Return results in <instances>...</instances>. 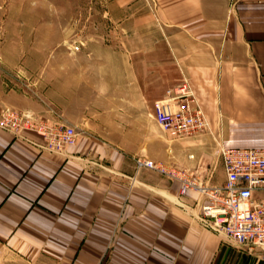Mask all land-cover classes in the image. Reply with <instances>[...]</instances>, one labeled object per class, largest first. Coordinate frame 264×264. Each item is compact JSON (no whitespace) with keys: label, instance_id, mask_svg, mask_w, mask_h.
Listing matches in <instances>:
<instances>
[{"label":"crops","instance_id":"1","mask_svg":"<svg viewBox=\"0 0 264 264\" xmlns=\"http://www.w3.org/2000/svg\"><path fill=\"white\" fill-rule=\"evenodd\" d=\"M151 3L139 19L157 43L143 54L128 42L54 45L39 77L37 63L24 70L0 45V116L10 108L77 132L50 152L36 132L0 126L1 264H264L263 250L202 225L197 191L181 194L177 179L136 167L148 158L216 185L219 141L264 148V0ZM183 79L208 129L173 138L153 101Z\"/></svg>","mask_w":264,"mask_h":264},{"label":"built area","instance_id":"2","mask_svg":"<svg viewBox=\"0 0 264 264\" xmlns=\"http://www.w3.org/2000/svg\"><path fill=\"white\" fill-rule=\"evenodd\" d=\"M83 42L71 44V51L81 50ZM167 98L153 101V117L173 138H186L205 132L207 118L187 80L166 90ZM0 126L21 134L28 129L41 135V147L62 151L77 140L74 127L45 117L22 115L5 108ZM224 180L211 185L198 175H190L176 166H167L148 158H137L136 167L153 169L179 181V192L197 191L204 200L195 215L202 225L225 237L238 248L264 251V148L226 147L217 143Z\"/></svg>","mask_w":264,"mask_h":264},{"label":"rangeland","instance_id":"3","mask_svg":"<svg viewBox=\"0 0 264 264\" xmlns=\"http://www.w3.org/2000/svg\"><path fill=\"white\" fill-rule=\"evenodd\" d=\"M146 1L117 4L114 0H0V45L9 58L23 62L24 70L26 65L37 63L38 70L33 69L39 77L45 75L47 56L54 45L71 50V44L78 41L83 42L82 47L96 42H128L136 53L143 54L139 51L149 43H157V36L146 30L148 20L139 19L154 8L152 0ZM128 13L135 19L127 20ZM127 28L132 30L129 37Z\"/></svg>","mask_w":264,"mask_h":264}]
</instances>
